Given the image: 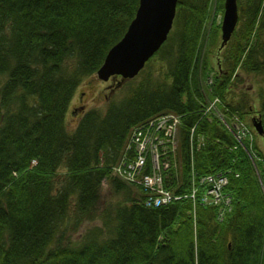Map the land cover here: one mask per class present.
Instances as JSON below:
<instances>
[{
  "label": "trees",
  "instance_id": "obj_1",
  "mask_svg": "<svg viewBox=\"0 0 264 264\" xmlns=\"http://www.w3.org/2000/svg\"><path fill=\"white\" fill-rule=\"evenodd\" d=\"M238 6L212 84L202 57L211 4L179 0L158 54L163 72L127 81L125 97L86 112L70 130L71 101L95 80L139 0H0V264H264V189L247 162L255 149L204 114L219 98L227 123L236 116L235 125L246 126L254 108L231 94L238 74L264 82V0ZM259 104L264 122V91ZM163 114L181 116L178 144L165 146L169 165L160 170L179 200L147 207L150 191L112 170L136 156L127 150L133 130ZM218 173L228 175L225 192L240 202L224 222L214 203L188 199L198 177Z\"/></svg>",
  "mask_w": 264,
  "mask_h": 264
},
{
  "label": "rangeland",
  "instance_id": "obj_2",
  "mask_svg": "<svg viewBox=\"0 0 264 264\" xmlns=\"http://www.w3.org/2000/svg\"><path fill=\"white\" fill-rule=\"evenodd\" d=\"M206 1L211 4L210 13L206 23L207 29L210 31L209 28L211 25L213 26V29L207 40L206 45L202 47L203 48L202 57H204L205 55L209 57L210 68L214 72L213 71L211 72V74L207 79L206 84H212L213 81L212 76L213 74H215L216 69L218 68L219 52H221L222 50V49L220 50V45L222 41L221 25L223 20L225 0H206ZM218 5L222 6V10L219 11V13L216 12V8ZM238 14H239V6H238ZM176 15H177V8H176ZM174 23H175V19H174ZM174 23H173V28H174ZM170 34L168 35V37L170 36ZM214 40H216V43H214ZM166 42L167 40H165V42L149 58V60L146 62L144 68L139 72V74L132 79H128L125 82H120V78H119L117 80L114 81L111 80L110 82L104 83L99 79L94 78L95 79L94 81L92 80L91 82H87V83L83 82V84L78 88L75 97L71 101L68 113L66 115L65 122L68 129L72 130L73 128H75L78 122L80 121L81 117L83 116V114H85L86 112L92 109H99L101 111H104L110 101L113 100L116 101L117 99H121L125 97L128 93L129 86L131 85L128 84L127 81L138 78L137 82H139L142 76L144 74L145 76H147L149 72H152L154 75L161 74L163 72V68H162L163 66L162 63L160 62L161 57H158V54ZM164 67L166 66L164 65ZM238 75H239L238 82L235 83L234 90L231 92V94L240 97L242 99L241 101H244L246 104L248 103V105L249 104L253 105L254 110L249 114L244 115L243 120H245L246 126L244 127L242 126L243 129L240 131L241 134L238 135L237 138L240 141H242L243 148L247 149L246 147H249V150H251V148L255 149L254 152L253 151L248 152L249 158L247 157V162L250 166L249 174L254 175L256 177V180L258 181V184H260L261 188L264 189V122L263 121L261 122L259 120L260 118L259 94L261 95L264 91V82H262L263 77L256 76L254 74L247 75L244 73H239ZM223 108L225 111V104L221 102L219 98H214L210 100L209 103L206 105L205 111L209 113V116H215V118L221 121L223 124H226V126L232 128L233 122L230 121L229 124L227 123V118L223 113L224 112ZM166 121L167 119L160 117H156L148 121L147 123L148 125L150 124L153 125H151L150 132L147 131L142 136V138L145 139V140L143 139V141H146L145 145L148 151L156 152L155 149L159 147L161 148V146L178 144L179 129L171 125H167ZM235 121H237V119ZM254 121L261 123L263 129V135L258 134L254 126ZM133 132L135 131L133 130ZM133 135H135V133H133ZM156 137H158L159 139L158 142H155L154 138ZM151 139L153 140L152 145H151ZM131 140L132 139H130L129 141ZM112 171L114 174L117 173V168L113 169ZM235 172H236L234 174L235 178L236 179L240 178V174L237 171ZM245 175L246 174L244 173V176ZM204 186L207 188L208 194H204V196H201L202 187L200 186L199 197L204 198L208 204L215 202V200L218 197L217 191L210 192V187H208L207 185H203V187ZM108 189H109L108 185L104 183L102 186V192L105 195L108 194L109 191ZM205 196H207L208 198H205ZM221 196L222 199L215 203L216 204L222 203V207L227 209V212L222 213L221 210L219 209L216 210V218H219L218 222H224V220L227 219V217L234 211L236 206L239 205L240 203V202L237 203L235 201V198L233 199L229 194H226L224 190H221ZM193 202L195 206L196 200H193ZM193 224L196 226V221H193ZM94 225H99V222L94 221L91 224L86 223L83 226V228L80 229L75 234V237L77 238L81 237V235L86 230V228Z\"/></svg>",
  "mask_w": 264,
  "mask_h": 264
},
{
  "label": "water",
  "instance_id": "obj_3",
  "mask_svg": "<svg viewBox=\"0 0 264 264\" xmlns=\"http://www.w3.org/2000/svg\"><path fill=\"white\" fill-rule=\"evenodd\" d=\"M178 0H140L135 19L128 31L108 52L97 75L100 80L108 81L111 76L121 75L132 79L144 68L154 52L167 40L176 16ZM238 24L237 0H225L221 25L224 48ZM258 134L263 135L261 123L254 121Z\"/></svg>",
  "mask_w": 264,
  "mask_h": 264
},
{
  "label": "built area",
  "instance_id": "obj_4",
  "mask_svg": "<svg viewBox=\"0 0 264 264\" xmlns=\"http://www.w3.org/2000/svg\"><path fill=\"white\" fill-rule=\"evenodd\" d=\"M151 125L153 124L145 126L144 130L138 129V131L135 132V135L132 137L131 144H134L135 146L136 157L131 160L128 159L125 161V163L121 164L117 168V172L127 181L140 184L145 189L149 190L152 196L149 198L148 205L159 206L161 204L169 203L172 199V196L169 192L162 189L158 148L155 149L156 152L148 151L145 145L146 141H143L144 138H142L145 132H150ZM154 139L155 142L159 141L158 137ZM152 144L153 140L151 139V145ZM131 146L132 145L129 146V149H131ZM147 157H150L152 166L150 173L145 174L143 171L147 163ZM207 181L211 184L213 183L212 185L214 190L219 189L222 184L225 183L224 179L216 181L212 178H208ZM211 191L212 190H210V192Z\"/></svg>",
  "mask_w": 264,
  "mask_h": 264
}]
</instances>
